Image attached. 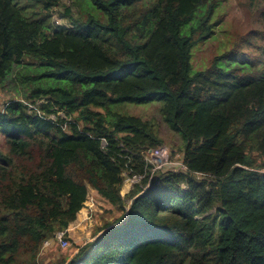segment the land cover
<instances>
[{
  "label": "trees",
  "instance_id": "trees-1",
  "mask_svg": "<svg viewBox=\"0 0 264 264\" xmlns=\"http://www.w3.org/2000/svg\"><path fill=\"white\" fill-rule=\"evenodd\" d=\"M225 1L0 0V97L15 69L26 88L0 108V264H40L89 189L124 215L50 264H264V30L193 72ZM126 103H160L188 172L152 177L164 142Z\"/></svg>",
  "mask_w": 264,
  "mask_h": 264
},
{
  "label": "rangeland",
  "instance_id": "rangeland-1",
  "mask_svg": "<svg viewBox=\"0 0 264 264\" xmlns=\"http://www.w3.org/2000/svg\"><path fill=\"white\" fill-rule=\"evenodd\" d=\"M73 0H63L65 6H70ZM63 8L54 11L56 24L65 23L59 18V13H64ZM264 0H226L218 9L213 23L215 24V34L209 40L198 45L193 50V72L203 71L210 61L231 50L239 37H245L253 30H264ZM215 20V21H214ZM257 45L263 43L260 38L255 40ZM244 51L249 53L253 50L252 46L243 45ZM19 70L13 72L7 77L0 97V108L4 111L6 103L12 98H21L26 88L21 85L22 80L17 79ZM41 103L43 101H40ZM111 112L139 117L144 121H151L156 125L160 138L171 152L177 147H182L181 137L170 130L164 123L160 111V103H151L147 105L120 104L110 109ZM99 112L107 115L108 110ZM62 119L68 118L64 113H60ZM70 120V119H68ZM108 121H111L108 119ZM150 185V182L147 187ZM186 187V186H185ZM134 187H124L122 197L124 198ZM93 189H89L87 201L84 208L79 213L77 220L72 223L67 230L68 246L63 248L57 243L52 247L41 249L38 261L40 264H50L59 260L61 255L66 252H72L78 249L80 245H86L94 242L105 231L107 225L118 221L123 212L118 213L112 210ZM126 213V212H125ZM121 224L119 222L117 225Z\"/></svg>",
  "mask_w": 264,
  "mask_h": 264
},
{
  "label": "built area",
  "instance_id": "built-area-1",
  "mask_svg": "<svg viewBox=\"0 0 264 264\" xmlns=\"http://www.w3.org/2000/svg\"><path fill=\"white\" fill-rule=\"evenodd\" d=\"M39 104H41V102H39ZM30 108L34 109L35 107L30 106ZM51 119L56 120L54 116H51ZM106 145H107L106 141L103 140L102 146L106 147ZM143 156H144L143 158L144 162L146 163V166L149 168L152 174V177L158 171H171L173 173L188 172V167L183 163V157L180 155H176L173 157L171 150L167 146H163L157 149H151L145 152ZM123 176L125 178L124 187H127V186L134 187L136 185H141V182L144 179V176H140L136 173H132V171H125L123 173ZM67 230L56 233L54 239L45 242V244L43 245V248L52 247L56 243L59 246L66 248L69 243L66 237L68 233Z\"/></svg>",
  "mask_w": 264,
  "mask_h": 264
},
{
  "label": "clouds",
  "instance_id": "clouds-1",
  "mask_svg": "<svg viewBox=\"0 0 264 264\" xmlns=\"http://www.w3.org/2000/svg\"><path fill=\"white\" fill-rule=\"evenodd\" d=\"M59 115V114H58ZM68 120V119H67Z\"/></svg>",
  "mask_w": 264,
  "mask_h": 264
}]
</instances>
